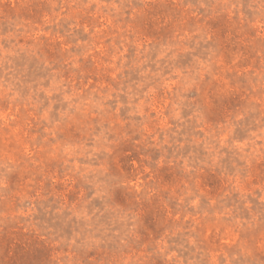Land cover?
<instances>
[{
    "label": "rangeland",
    "instance_id": "rangeland-1",
    "mask_svg": "<svg viewBox=\"0 0 264 264\" xmlns=\"http://www.w3.org/2000/svg\"><path fill=\"white\" fill-rule=\"evenodd\" d=\"M0 264H264V0H0Z\"/></svg>",
    "mask_w": 264,
    "mask_h": 264
}]
</instances>
